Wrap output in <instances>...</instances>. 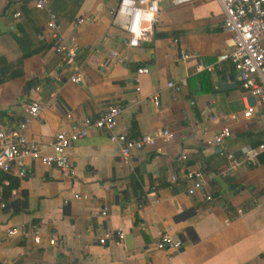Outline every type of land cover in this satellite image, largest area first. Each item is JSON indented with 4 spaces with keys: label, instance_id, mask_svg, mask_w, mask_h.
<instances>
[{
    "label": "crops",
    "instance_id": "1",
    "mask_svg": "<svg viewBox=\"0 0 264 264\" xmlns=\"http://www.w3.org/2000/svg\"><path fill=\"white\" fill-rule=\"evenodd\" d=\"M116 1L49 0L63 36L78 45L82 79L74 83L46 35V13L29 0H0V127L16 125L24 106L36 101L41 109L25 132L42 146L108 106L120 108L116 131L129 138L164 129L171 134L133 150L125 164L107 132L91 130L67 149L74 175L24 157L22 177L13 168L0 179V264L264 262V163L257 159L249 168L220 174L226 150L240 153L264 142L262 111L250 98L253 113L243 116L245 99L234 77L228 80L232 87L219 91L220 81L233 76L230 63L205 69L230 46L221 6L216 0L183 3L171 19L157 17L151 39L132 48L110 23ZM110 52L116 56L107 59ZM142 67L147 72L136 75ZM169 82L181 85L180 92L168 89ZM225 127L230 136L214 145ZM180 166L203 169L202 192L211 199L188 193V179L170 180ZM31 223L39 242L6 233ZM164 229L181 240V248H155ZM51 232L52 245L46 241Z\"/></svg>",
    "mask_w": 264,
    "mask_h": 264
},
{
    "label": "built area",
    "instance_id": "2",
    "mask_svg": "<svg viewBox=\"0 0 264 264\" xmlns=\"http://www.w3.org/2000/svg\"><path fill=\"white\" fill-rule=\"evenodd\" d=\"M36 9L43 10L47 15L45 29L47 37L53 41V50L61 56L59 65L71 69L67 80L78 83L82 79L80 66L76 64L77 43L75 40L66 39L58 23L56 14L49 7V0H29ZM169 2L172 6H180L183 3L195 0H117L110 9V23L119 27L125 34V45L127 47H140L142 42L149 41L152 33V26L156 22L160 9V2ZM222 8L223 20L222 28L231 36L229 49L220 54L214 63L205 66L206 71H219L222 63L229 62L233 71V77L243 92L245 106L243 116L250 117L253 113L254 105L258 106L264 116V0H216ZM20 16V12L15 17ZM82 19L78 20L81 21ZM43 38L42 33L38 34ZM116 56L115 52H110L107 59ZM189 57L183 54L182 59ZM147 72V68L142 67L136 70V75ZM136 84L138 83L135 77ZM167 88L175 93H179L181 85L173 82L167 83ZM136 90L139 89L136 87ZM158 93L152 95L153 104H157ZM254 99V105L248 103L249 99ZM41 107L36 101H30L24 106V116L16 125L6 128L0 127V173L8 174L13 168L17 175H24L22 159L30 157L38 160L44 165L54 166L61 172L69 175L76 173V166L72 162L67 149L73 142L80 138H85L91 130L105 131L109 140L118 146L121 161L130 164L129 157L133 150H140L146 146H153L158 138H171V134L166 129L159 130L156 135L145 133L137 138H129L124 132H117V117L120 112L118 106H108L95 117L80 118L72 122L67 128H62L54 135V140L48 146H42L34 138H30L25 130L28 122L39 113ZM230 136V130L225 127L214 137V145H219ZM264 150V142L254 148H245L240 153L226 150L224 153L227 159L226 168L220 172L222 176H227L237 169H245L253 166L257 162L256 156ZM184 158L179 155L178 160ZM179 179H188L190 182L186 186L188 193L202 192L205 188V174L200 167H178V172L170 177L172 182ZM4 183H8L6 179ZM206 200L211 199L210 194L202 192ZM106 208L102 210L105 214ZM7 235H31L34 242H39L38 228L34 223L28 226L12 227L6 230ZM122 229L117 228L115 235L122 236ZM46 241L54 244L56 235L54 232L48 234ZM98 243H104V237L97 239ZM157 249H179L183 243L178 238H174L168 230L159 233L154 241ZM256 264H264L258 262Z\"/></svg>",
    "mask_w": 264,
    "mask_h": 264
},
{
    "label": "rangeland",
    "instance_id": "3",
    "mask_svg": "<svg viewBox=\"0 0 264 264\" xmlns=\"http://www.w3.org/2000/svg\"><path fill=\"white\" fill-rule=\"evenodd\" d=\"M177 8L178 6H172L169 2H160V10L157 14L159 21H163L164 19H171Z\"/></svg>",
    "mask_w": 264,
    "mask_h": 264
},
{
    "label": "water",
    "instance_id": "4",
    "mask_svg": "<svg viewBox=\"0 0 264 264\" xmlns=\"http://www.w3.org/2000/svg\"><path fill=\"white\" fill-rule=\"evenodd\" d=\"M233 79V76L230 75L228 77H224L221 81H220V89L219 91H224V90H227L228 88L232 87V83L228 82V80H232ZM254 99L251 98V101L250 103H253Z\"/></svg>",
    "mask_w": 264,
    "mask_h": 264
},
{
    "label": "trees",
    "instance_id": "5",
    "mask_svg": "<svg viewBox=\"0 0 264 264\" xmlns=\"http://www.w3.org/2000/svg\"><path fill=\"white\" fill-rule=\"evenodd\" d=\"M257 159L260 163H264V150L257 156ZM1 175H5V174L0 173V179L2 178Z\"/></svg>",
    "mask_w": 264,
    "mask_h": 264
}]
</instances>
